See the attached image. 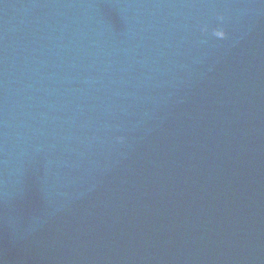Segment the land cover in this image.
Listing matches in <instances>:
<instances>
[{
  "label": "water",
  "instance_id": "water-1",
  "mask_svg": "<svg viewBox=\"0 0 264 264\" xmlns=\"http://www.w3.org/2000/svg\"><path fill=\"white\" fill-rule=\"evenodd\" d=\"M0 264H264V0H0Z\"/></svg>",
  "mask_w": 264,
  "mask_h": 264
}]
</instances>
